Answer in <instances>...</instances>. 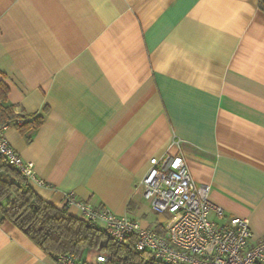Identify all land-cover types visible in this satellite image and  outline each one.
<instances>
[{
    "label": "crops",
    "instance_id": "crops-1",
    "mask_svg": "<svg viewBox=\"0 0 264 264\" xmlns=\"http://www.w3.org/2000/svg\"><path fill=\"white\" fill-rule=\"evenodd\" d=\"M260 1L0 0L2 102L43 115L29 140L13 121L4 130L42 180L31 187L71 214L67 192L162 232L138 182L151 157L180 154L210 200L264 238ZM0 264L57 263L3 220Z\"/></svg>",
    "mask_w": 264,
    "mask_h": 264
},
{
    "label": "built area",
    "instance_id": "built-area-1",
    "mask_svg": "<svg viewBox=\"0 0 264 264\" xmlns=\"http://www.w3.org/2000/svg\"><path fill=\"white\" fill-rule=\"evenodd\" d=\"M8 123L0 124V154L28 180L38 179L33 162L24 161L4 136ZM139 180L149 208L164 216L163 231L142 226L137 219L114 214L104 206H93L65 193L66 204L77 206L90 224L100 226L117 242L135 235V246L147 250L165 264H264V238L254 241L246 217L227 216L209 198V185L196 183L180 154L153 156ZM167 214V215H166ZM108 255L97 253L94 260H79L59 254L57 264H107Z\"/></svg>",
    "mask_w": 264,
    "mask_h": 264
},
{
    "label": "trees",
    "instance_id": "trees-1",
    "mask_svg": "<svg viewBox=\"0 0 264 264\" xmlns=\"http://www.w3.org/2000/svg\"><path fill=\"white\" fill-rule=\"evenodd\" d=\"M264 8V1H260ZM8 86L0 79V124L14 122L29 140L28 132L43 120L42 114L14 112L12 104H4ZM23 119L21 123L16 120ZM9 220L45 253L56 261L59 254L79 260L85 249L108 255L107 264H165L156 261L147 250L135 246V235L117 242L100 226L88 223L81 215L67 211L42 198L28 179L6 157L0 154V221Z\"/></svg>",
    "mask_w": 264,
    "mask_h": 264
},
{
    "label": "rangeland",
    "instance_id": "rangeland-1",
    "mask_svg": "<svg viewBox=\"0 0 264 264\" xmlns=\"http://www.w3.org/2000/svg\"><path fill=\"white\" fill-rule=\"evenodd\" d=\"M167 215V214H166Z\"/></svg>",
    "mask_w": 264,
    "mask_h": 264
}]
</instances>
